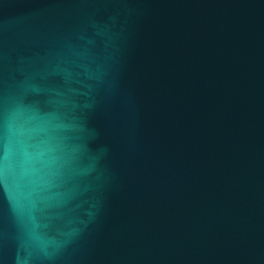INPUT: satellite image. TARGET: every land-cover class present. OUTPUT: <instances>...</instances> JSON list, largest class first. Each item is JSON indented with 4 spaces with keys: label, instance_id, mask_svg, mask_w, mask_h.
I'll use <instances>...</instances> for the list:
<instances>
[{
    "label": "water",
    "instance_id": "1",
    "mask_svg": "<svg viewBox=\"0 0 264 264\" xmlns=\"http://www.w3.org/2000/svg\"><path fill=\"white\" fill-rule=\"evenodd\" d=\"M0 264H264V0H0Z\"/></svg>",
    "mask_w": 264,
    "mask_h": 264
}]
</instances>
